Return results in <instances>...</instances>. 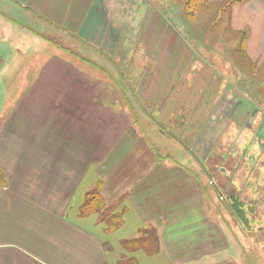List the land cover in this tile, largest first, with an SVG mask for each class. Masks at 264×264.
Wrapping results in <instances>:
<instances>
[{"label": "crops", "instance_id": "1", "mask_svg": "<svg viewBox=\"0 0 264 264\" xmlns=\"http://www.w3.org/2000/svg\"><path fill=\"white\" fill-rule=\"evenodd\" d=\"M25 1L24 9L58 22L71 6L65 0L57 13L55 0ZM244 16L264 49V0H251ZM84 17L71 19L76 30ZM10 22L3 40L19 55L0 58V67L18 65L20 73L17 89L8 83L1 93L0 264H253L249 232L210 209L194 171L161 157L119 89L48 40L21 49L14 37L22 26ZM161 91L140 90L162 125H176L186 94ZM95 190L123 215L122 225L110 230L105 215L82 213Z\"/></svg>", "mask_w": 264, "mask_h": 264}, {"label": "rangeland", "instance_id": "2", "mask_svg": "<svg viewBox=\"0 0 264 264\" xmlns=\"http://www.w3.org/2000/svg\"><path fill=\"white\" fill-rule=\"evenodd\" d=\"M19 1L29 5L0 0V58L19 55L3 40L11 21L22 26L14 37L21 49L48 40L63 56L81 59L79 66L84 59L91 74L119 89L128 116L161 157L199 176L210 209L249 232L253 264H264V49L259 30L244 16L251 0H70L64 22ZM63 1H54L55 12ZM19 73L18 65L0 67V105L2 91ZM150 88L163 89L161 94L184 90L183 119L162 125L155 104L140 92ZM114 211L103 199L86 214L108 219Z\"/></svg>", "mask_w": 264, "mask_h": 264}, {"label": "trees", "instance_id": "3", "mask_svg": "<svg viewBox=\"0 0 264 264\" xmlns=\"http://www.w3.org/2000/svg\"><path fill=\"white\" fill-rule=\"evenodd\" d=\"M194 6H198V3H194ZM193 6V7H194ZM100 196V197H99ZM103 202V197L101 196L100 192L97 190L89 193L87 197V202L82 208V213L86 214L89 211L95 210L99 205H101ZM109 221V229L112 230L116 227H119L120 225L123 224V215L122 214H113L111 218H108Z\"/></svg>", "mask_w": 264, "mask_h": 264}]
</instances>
